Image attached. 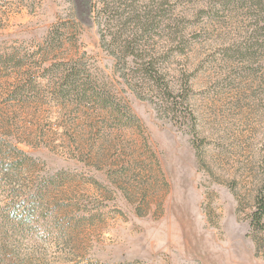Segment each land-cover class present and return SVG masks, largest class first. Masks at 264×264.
I'll list each match as a JSON object with an SVG mask.
<instances>
[{"label": "rangeland", "instance_id": "1", "mask_svg": "<svg viewBox=\"0 0 264 264\" xmlns=\"http://www.w3.org/2000/svg\"><path fill=\"white\" fill-rule=\"evenodd\" d=\"M90 1L0 0V213L40 220L0 264H264V0ZM139 29L170 102L112 55ZM73 64L112 110L59 88Z\"/></svg>", "mask_w": 264, "mask_h": 264}, {"label": "trees", "instance_id": "2", "mask_svg": "<svg viewBox=\"0 0 264 264\" xmlns=\"http://www.w3.org/2000/svg\"><path fill=\"white\" fill-rule=\"evenodd\" d=\"M122 1L123 0H120L118 4L122 5ZM261 2L262 1H260V3ZM89 3L91 4L90 0H83L85 8ZM108 3L107 11L114 13L111 12L114 10L113 3ZM119 20L120 22L125 20L123 23L124 25L127 23L129 18L125 16V11L120 13L117 21L119 22ZM253 26L255 28V33L261 30L258 28L257 24ZM125 33L128 32L125 30L122 32L121 30V32L116 34L113 38L112 47L114 50H112V55L115 59H117L116 61L118 63L125 65L127 68L128 66L136 65L134 69L132 68L131 74L126 75V78L128 76V80L126 81L131 83L135 82V85L140 93L148 91L149 87L147 86L149 84L152 87L157 86V98H163L164 100H167V102H170L174 94L169 85H167L163 79V64L160 63L164 60V58H167V55L169 56L168 52L161 54L155 48H150V45L146 42V40H149L146 37L147 33L145 31L142 32L141 29H139L137 34L132 37L128 35L124 38L123 36H125ZM66 68H68L70 73H68L67 77H64V81H62L59 87L62 91L73 87L75 88L74 91H77L79 96L83 97L84 95H88L89 98L87 100L97 108L103 110H112L114 108V105L111 104L108 97H104L97 93L91 83L84 82L79 79L77 80V78H75L76 75L74 72H76L78 68L75 64L72 65V68ZM175 104H177L176 100ZM116 114L118 116L121 115L120 112H117ZM120 119L122 121V116ZM124 123L127 122L124 121ZM11 196L14 197V194H11ZM254 211L255 212L251 217V228H254V230L259 232L264 230V186L258 191ZM0 214V229L4 227L7 229L6 231L8 233L11 232L12 234L23 238H32L37 236L36 230L37 226L40 225V220L35 206L27 205L21 201L15 202L12 200L9 204L5 203L3 211H1Z\"/></svg>", "mask_w": 264, "mask_h": 264}]
</instances>
